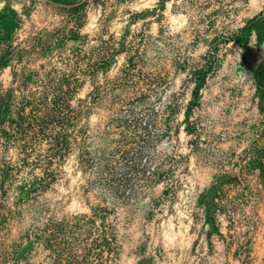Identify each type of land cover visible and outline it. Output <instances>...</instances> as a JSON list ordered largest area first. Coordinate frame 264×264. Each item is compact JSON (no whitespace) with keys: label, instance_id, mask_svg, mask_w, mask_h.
Listing matches in <instances>:
<instances>
[{"label":"rangeland","instance_id":"1","mask_svg":"<svg viewBox=\"0 0 264 264\" xmlns=\"http://www.w3.org/2000/svg\"><path fill=\"white\" fill-rule=\"evenodd\" d=\"M62 1L0 0V12L10 6L21 18L12 46L23 45L35 31L58 26L63 8L85 0ZM153 8H158L154 16H133ZM86 15L80 32L85 50L96 47L100 38L117 42L126 35L131 48L140 50L143 78L149 82L161 74L166 78L158 96L151 86H142L145 95L138 112L153 110L160 98L157 130L163 137L141 160L147 171L133 183L135 195L113 208L110 218L119 243L116 264H237L215 236L211 247L207 245L208 227L200 205V195L225 173L236 176L234 186L220 193L221 205L231 218V233L240 241H252L250 260L260 264L264 186L258 173L242 174L239 163L252 141L264 146V110H259L253 81L264 65V28L258 26L259 20L264 21V0H168L161 10L158 0H103V5L89 3ZM207 54L212 70L194 96L190 72L205 64ZM124 61L123 54L117 55L106 79H113ZM10 78V70L0 68V85L6 87ZM98 81L104 85L101 76ZM88 91L85 85L79 98ZM110 102L109 94H104L92 109L88 125L94 146L109 129ZM8 158L18 162L15 150L8 152ZM61 172L49 190L24 204L9 221L8 242L18 240L35 223V207L48 208L60 218L88 213L73 162ZM32 175L30 170L20 172L17 183L29 182ZM217 218L221 233L226 234L228 218ZM40 260L50 261L46 252L32 259Z\"/></svg>","mask_w":264,"mask_h":264},{"label":"trees","instance_id":"2","mask_svg":"<svg viewBox=\"0 0 264 264\" xmlns=\"http://www.w3.org/2000/svg\"><path fill=\"white\" fill-rule=\"evenodd\" d=\"M58 1L62 0H50ZM167 1L158 0L160 10ZM89 3L103 5V0L70 4L63 8L58 26L35 31L23 45L16 46L12 42L21 23L20 15L10 6L1 9L0 68H8L11 78L6 87L0 85V264H44L42 260L32 261L41 252L48 254L50 261L46 264H116L119 243L110 218L113 208L135 195L132 185L140 182L147 171L141 160L163 137L157 130L160 98L152 113H140L138 109L145 95L142 86H151L158 96L166 78L162 74L154 82L143 78L138 64L140 50L131 48L126 35L117 42L112 37L100 38L96 47L85 50L80 32ZM157 10L145 9L133 16H154ZM259 21L258 26L264 28V21ZM250 29H245L246 35ZM119 54L125 56L123 65L113 79H106ZM203 59L205 64L190 72L194 96L212 70L207 60L210 55ZM34 62L41 63L35 69L29 68ZM100 76L104 85L99 84ZM253 81L258 107L263 111L264 65L256 70ZM85 85L89 91L79 98ZM104 94L110 96L113 116L108 131L113 132H105L94 146L88 122ZM184 120L188 121V112ZM184 130L189 133L187 128ZM10 150H15L17 163L8 158ZM69 162H73L82 181L79 190L88 213L60 218L48 208L35 207V223L18 240L8 242L9 221L24 204L49 190ZM239 166L242 174L258 173L264 186V146L259 141L248 145ZM24 170L33 172L32 178L19 184V173ZM235 182V175L220 174L200 195L208 227L205 236L209 247L214 236L221 241L225 254L237 264H252V241H240L231 233L229 211L221 205L220 193ZM218 215H225L230 222L226 234L220 231ZM260 264H264V257Z\"/></svg>","mask_w":264,"mask_h":264}]
</instances>
